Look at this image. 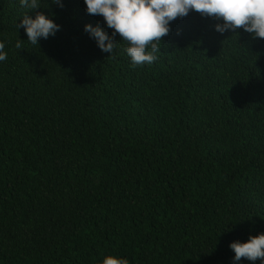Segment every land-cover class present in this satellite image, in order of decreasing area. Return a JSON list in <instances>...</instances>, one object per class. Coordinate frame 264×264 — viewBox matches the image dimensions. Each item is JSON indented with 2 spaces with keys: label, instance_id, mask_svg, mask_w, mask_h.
<instances>
[{
  "label": "trees",
  "instance_id": "1",
  "mask_svg": "<svg viewBox=\"0 0 264 264\" xmlns=\"http://www.w3.org/2000/svg\"><path fill=\"white\" fill-rule=\"evenodd\" d=\"M38 4L0 0V264H264L229 246L264 233V39L193 10L133 66L84 0Z\"/></svg>",
  "mask_w": 264,
  "mask_h": 264
},
{
  "label": "clouds",
  "instance_id": "2",
  "mask_svg": "<svg viewBox=\"0 0 264 264\" xmlns=\"http://www.w3.org/2000/svg\"><path fill=\"white\" fill-rule=\"evenodd\" d=\"M63 7V0H51ZM89 15H100L107 26L113 29L112 37L97 25H85V31L94 38L101 51L112 53L116 45L114 40L118 33L120 41L126 44V53L131 58L132 65L152 64L160 52L162 38L170 32V22L185 17L190 11H196L201 16L212 17L222 23H217L218 32L231 30L244 31L264 39V0H84ZM22 7L35 10L40 5L38 0H20ZM24 27L28 41L38 44V38L47 39L55 35L60 26L43 12H36L32 18L26 12L21 24ZM16 48H22L20 41ZM149 49L151 51H149ZM7 59L4 44L0 42V61ZM230 248L234 251L235 261L247 259L264 262V233L250 235L246 242L233 241ZM99 264H129L127 259L118 255L103 254Z\"/></svg>",
  "mask_w": 264,
  "mask_h": 264
}]
</instances>
